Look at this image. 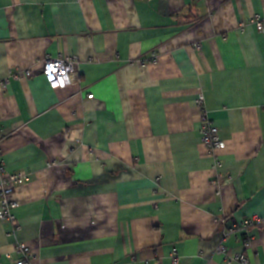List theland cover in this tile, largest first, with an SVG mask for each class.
<instances>
[{"label":"crops","instance_id":"1","mask_svg":"<svg viewBox=\"0 0 264 264\" xmlns=\"http://www.w3.org/2000/svg\"><path fill=\"white\" fill-rule=\"evenodd\" d=\"M257 20L264 0H0V154L32 178L0 264L20 243L33 264H228L220 246L264 264ZM59 54L79 59L65 90L41 70Z\"/></svg>","mask_w":264,"mask_h":264},{"label":"built area","instance_id":"2","mask_svg":"<svg viewBox=\"0 0 264 264\" xmlns=\"http://www.w3.org/2000/svg\"><path fill=\"white\" fill-rule=\"evenodd\" d=\"M257 28L260 32H264V23L262 20L256 21ZM242 27L246 26V22L242 24ZM42 74L50 86L55 89L65 90L74 83H77L80 79V68L78 57L58 56L46 57L42 65ZM32 75L31 70L19 71L18 74L14 75L15 79H28ZM94 95L88 96V99H93ZM204 99L200 97L198 104L203 105ZM204 125L200 130L202 134V144L206 147L210 155H214L217 158V165L220 166L219 158L217 153L224 150L225 144L220 140L219 128L208 119L207 113L204 117ZM1 142V139H0ZM1 146V144H0ZM31 175L26 172H9L5 168L2 156L0 154V220L3 219L12 225L16 226V215L13 211L18 208L19 204L14 198L15 190L18 186L23 184L25 180H31ZM219 190H220V186ZM256 219L245 221L243 229L248 230L252 228ZM18 230V227H17ZM246 246L250 247V243L246 242ZM15 252L20 257L14 261L15 264H33L34 255L26 244H18L15 247ZM219 252L225 253L226 261L231 264L234 261H239L242 264H247V259L244 255H237L227 252L224 246L218 248ZM13 254V253H12ZM11 253H6V257L11 259ZM174 264H178V258L173 259Z\"/></svg>","mask_w":264,"mask_h":264}]
</instances>
